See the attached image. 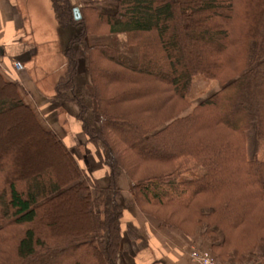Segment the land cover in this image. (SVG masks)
<instances>
[{
	"label": "trees",
	"instance_id": "16d2710c",
	"mask_svg": "<svg viewBox=\"0 0 264 264\" xmlns=\"http://www.w3.org/2000/svg\"><path fill=\"white\" fill-rule=\"evenodd\" d=\"M51 1L72 32L52 110L75 108L103 163L81 165L0 73V264H118L121 174L141 214L186 236L218 231L214 256L264 264V162L246 158L251 126L264 146V0H117L112 15L86 1L78 18L71 0ZM103 36H124L137 63L89 41ZM197 76L219 90L183 117Z\"/></svg>",
	"mask_w": 264,
	"mask_h": 264
},
{
	"label": "crops",
	"instance_id": "0c3cea01",
	"mask_svg": "<svg viewBox=\"0 0 264 264\" xmlns=\"http://www.w3.org/2000/svg\"><path fill=\"white\" fill-rule=\"evenodd\" d=\"M71 1L76 9L86 2ZM88 1L102 14L116 12L117 0ZM69 32L70 29L60 27L51 0H0V73L6 81L21 87L25 101L40 115L50 114L54 123L62 120L61 125L69 127L65 129L67 133L57 135L70 150L78 140L86 150L90 152L94 148L95 152V146L87 142L81 131L74 107L62 104L52 110L54 85L65 68L63 50ZM14 63H19L23 69L16 70ZM88 83L85 68L80 65L75 93L83 100L84 95H88ZM122 177L125 178L121 175L118 179L121 192ZM120 227L122 256L118 264H193L188 258L189 251L192 248L206 250L216 240L214 236H205V226L191 236L166 228L141 214L133 201L124 207Z\"/></svg>",
	"mask_w": 264,
	"mask_h": 264
},
{
	"label": "rangeland",
	"instance_id": "374dc122",
	"mask_svg": "<svg viewBox=\"0 0 264 264\" xmlns=\"http://www.w3.org/2000/svg\"><path fill=\"white\" fill-rule=\"evenodd\" d=\"M86 1H88V0H86ZM82 4L79 5L78 8H80L82 6ZM71 34H72V32H69V36ZM89 41L90 42H99V43H102V44H107V45L116 47V48H118L120 50L122 58L128 64L135 65L137 63V59H138L137 49L134 46H130V47L127 46L126 43H125L124 36H118V37L103 36V37H100L98 39L96 38V40H95L94 37H91V38H89ZM87 77H88V75H87ZM86 80H87V78H86ZM218 90H219V86L215 82L207 81V80H205L202 77H198V76L195 77L193 79L192 89H191V91L189 92V94L186 97L187 101H188V104H189V107L182 114V116L184 117L187 114H190L193 111L194 107H196L201 101L205 100L206 98H208L209 96H211L212 94L217 92ZM86 96H88V95H86V94L84 95L85 101L88 103L89 99ZM49 116H50V114H46V115H43V117H41V118H44V122H45V126L46 127L50 128V129H53L60 136H62L65 133H67V131H65V129L69 130V127H67L66 125H61V123L63 124L62 120H58L56 123H53L54 118L50 119ZM49 124H51V125H49ZM131 138H132V136L130 134H128L127 135V139L131 140ZM79 144H80V142L78 140H75V142L73 143V147L74 148L72 149V151L75 154H77V153L80 154L81 153L80 155L84 156V161L81 163V165H83L84 167L88 166L87 169H89L91 171L99 169V167L103 163L101 149H99L98 147H95L96 148L95 152H94V148H91V151L89 152L88 150H86L84 148V146H81ZM97 151H98V153H97ZM246 158L249 161L256 160V161L264 162V146L258 144V142L256 140V127L254 125L251 126V128L246 132ZM195 172H197V171L194 170V171H191V172L184 173L183 174L184 180L192 179V178H195L196 176H199V175H196ZM121 175H123V174H121ZM121 183L122 184L120 186L123 187V188H121L122 189L121 194H122V200H123L124 207L126 205L129 206L132 203V201L135 202V205L137 206L136 199H135V192L133 190V184L131 182H129V180H128V178L126 176H125V178L124 177L121 178ZM150 218L154 219L152 217H150ZM200 228H203V226L200 227ZM215 232L216 233H214L212 235V236H214L216 238L215 242L210 247H207L206 250H199V251H210L211 252V248H212L213 245L220 244V242L222 240L221 235H220V233L218 231H215ZM260 248H261L260 252H263L264 251V246H262ZM192 250H198V249L192 248L189 251V254H190V252ZM258 256L261 257V255H258ZM253 257L254 258H252V260H250L248 262V264H257L255 262L259 261L258 257H255V256H253ZM188 258H189V255H188ZM217 258L219 260L223 261L219 257H217ZM189 260H190V258H189ZM223 262L226 263V264H233V263H229L227 261H223Z\"/></svg>",
	"mask_w": 264,
	"mask_h": 264
},
{
	"label": "built area",
	"instance_id": "2783aa9c",
	"mask_svg": "<svg viewBox=\"0 0 264 264\" xmlns=\"http://www.w3.org/2000/svg\"><path fill=\"white\" fill-rule=\"evenodd\" d=\"M16 70H22L23 67L19 63H14ZM190 260L194 264H226L214 256L210 251L192 250L189 254Z\"/></svg>",
	"mask_w": 264,
	"mask_h": 264
},
{
	"label": "water",
	"instance_id": "95a60500",
	"mask_svg": "<svg viewBox=\"0 0 264 264\" xmlns=\"http://www.w3.org/2000/svg\"><path fill=\"white\" fill-rule=\"evenodd\" d=\"M74 15H75L76 18L79 17V11H78V9H74ZM0 55H1V51H0Z\"/></svg>",
	"mask_w": 264,
	"mask_h": 264
}]
</instances>
